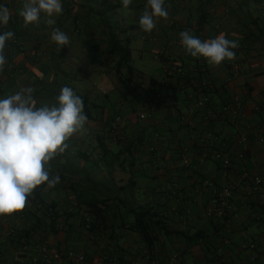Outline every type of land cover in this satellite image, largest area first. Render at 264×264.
<instances>
[{"label": "crops", "instance_id": "0c3cea01", "mask_svg": "<svg viewBox=\"0 0 264 264\" xmlns=\"http://www.w3.org/2000/svg\"><path fill=\"white\" fill-rule=\"evenodd\" d=\"M22 3L0 0L10 14L0 34L15 33L4 49L7 63L0 71V96L30 86L40 106L55 103L60 90L68 86L82 97L88 120L47 166L50 178L60 177L58 184L46 186L42 193L61 216L55 227L32 204L31 196L23 210L0 216V264H44L39 260L43 247L62 256L83 254L81 264L165 263L175 254L180 256L176 264H217L216 258L225 259L226 264H261L264 208L247 193V187L256 176L264 183V0H165L169 16L157 18L151 33L139 26L147 0H132L128 11L121 0H62L63 12L53 17L55 24L48 25L42 14L39 24L28 27L19 15ZM54 28L69 37V45L60 48L51 40ZM184 30L202 41L220 34L236 40V58L213 66L203 57H192L180 43L179 33ZM112 35L118 40L130 38L131 56L136 42L140 59L143 52H152L161 64L163 75L154 93L146 95L148 83L143 74L135 89H125L134 98L137 90L143 93L140 110L124 96L110 101L116 83H122L108 71L111 63L105 61ZM170 68L180 70L181 76L167 75ZM91 72L95 77H90ZM165 77L167 82L161 86ZM180 77L183 84L177 83ZM187 78L191 83H185ZM205 80L211 82L208 93L201 90ZM202 97L207 98V106L188 116L189 106ZM228 104L238 108L236 120L221 114ZM151 105L156 107L154 112L149 111ZM212 111L217 117L205 121ZM115 115L121 119L119 144L109 143L105 135V121ZM91 138L98 146L87 147ZM139 142H146L155 154L149 155L146 145L139 147ZM102 144L125 151L124 162L114 160L104 171L105 157H93ZM218 151L228 154L229 168L214 160ZM240 151H244V161L237 159ZM182 155L190 162L187 170L181 166ZM137 175L145 181L139 184ZM204 179L232 188L234 214L224 225L217 224L224 217L212 211L210 193L199 190ZM103 200L108 201L103 204ZM141 205L159 208L165 220L167 233L151 258L140 236L129 229L133 218L127 217V210ZM93 219L99 230L89 233L82 224ZM29 229L32 232L25 234ZM197 231L203 233L202 239L186 245V237ZM252 242L258 256L255 263L248 260L251 252L242 248ZM54 264L76 263L62 257Z\"/></svg>", "mask_w": 264, "mask_h": 264}, {"label": "clouds", "instance_id": "9594fccd", "mask_svg": "<svg viewBox=\"0 0 264 264\" xmlns=\"http://www.w3.org/2000/svg\"><path fill=\"white\" fill-rule=\"evenodd\" d=\"M121 4L128 11L132 0H121ZM62 12V0H23L19 15L28 27L39 24L42 14L45 22L53 25V17ZM168 16L165 0H147L139 18L140 29L151 33L157 26V18L166 20ZM9 20V9L0 4V27H6ZM14 35L13 30L0 34V71L7 63L6 41ZM179 36L188 54L203 57L210 65L218 66L236 58L233 50L239 47L238 42L225 38L224 34L205 41L192 35L190 30L181 31ZM51 40L60 48L70 43L59 28L52 30ZM33 92L29 86L0 96V216L23 210L39 186L47 184L51 188L60 182L59 175L50 179L47 166L58 153L65 151V142L88 120L84 101L72 88L64 86L55 103L45 102L40 106Z\"/></svg>", "mask_w": 264, "mask_h": 264}, {"label": "trees", "instance_id": "16d2710c", "mask_svg": "<svg viewBox=\"0 0 264 264\" xmlns=\"http://www.w3.org/2000/svg\"><path fill=\"white\" fill-rule=\"evenodd\" d=\"M110 47L109 50L106 52L105 56L106 62L111 63L108 65V71H110L113 76H115L117 79L122 81L124 85H127L129 87H132L135 89V85L141 80V75L140 73L131 65V48H130V38H123L122 40H118L117 36L112 35L110 39ZM182 77L177 79V83L183 84L182 82ZM191 83V79L185 80V83ZM148 87L146 88V95L150 93H154V89L158 86V81L154 78H150L148 81ZM161 85V84H160ZM187 85V84H186ZM189 85V84H188ZM209 88H205L202 90L203 93H208ZM112 118L108 119L105 121V126H106V140L109 141V143H116L119 144L122 142L123 136L121 133V136H116L113 137L109 131H108V126L110 123V120ZM99 140L104 138L102 136H98ZM139 142L138 146L146 145V142ZM112 148H115L111 146ZM146 150L149 155L155 154V150L150 152L147 145L145 146ZM116 149V148H115ZM215 149V148H214ZM100 150L103 154V157L110 154L111 151L109 148H107V145L102 144L100 147ZM133 150L129 149L127 150L128 155H131ZM113 153V152H112ZM125 151L120 150L118 152V155H123ZM85 155V154H83ZM141 155V154H138ZM86 157L88 156L87 154L85 155ZM113 162L109 163V167H112ZM51 179V178H50ZM47 184L39 186L37 189H35L31 195V201L32 204L35 205L36 207L39 206V208L43 211V213L48 217L47 220L50 222L52 227H55V223L59 219V213L56 211L55 204L54 203H47L44 201L42 197V193L45 189ZM251 197L253 195H250ZM253 199H256L255 196H253ZM108 200H103L101 203L105 204L107 203ZM98 202H95L93 204L96 205ZM231 203V202H230ZM258 205L264 208L258 201ZM66 215V214H64ZM75 214H68V216H75ZM94 215L97 216V212H94ZM132 216L133 222L130 224L129 229L136 234H138L141 238V242L144 244L147 253L149 254V257H153V250L158 246V244L161 242L160 238L163 235H166V226H165V220L164 217L160 211L159 208L153 206V205H141L135 208H131L127 210V217ZM65 218V216H63ZM223 218V217H222ZM66 219H64V222H66ZM228 220L227 216H224L223 219L218 220L217 224L224 225V223ZM84 223L81 222V224ZM82 226L85 228V230L89 233H93L97 230H99V225L97 224L96 220H90L82 224ZM218 230V229H217ZM54 231V230H53ZM29 232H32V229H29L25 232V234H29ZM26 236V235H25ZM24 237V236H23ZM203 233L200 231L195 232L192 236L186 237V245H191V243H195L196 241H199L197 239H202ZM21 238V237H20ZM19 238V239H20ZM191 239V240H190ZM209 242V241H208ZM210 243H208L209 245ZM207 245V248L209 246ZM213 245V244H211ZM216 245H213L215 247ZM210 249V248H209ZM218 262L219 259L216 258L215 262ZM123 263V262H121ZM221 264H226V261L221 263Z\"/></svg>", "mask_w": 264, "mask_h": 264}, {"label": "built area", "instance_id": "2783aa9c", "mask_svg": "<svg viewBox=\"0 0 264 264\" xmlns=\"http://www.w3.org/2000/svg\"><path fill=\"white\" fill-rule=\"evenodd\" d=\"M178 74L181 76V71L177 70L175 68L173 69H167L166 74L170 75L173 74ZM202 74H206L205 70L201 71ZM167 78L165 77L160 81L161 86H164L167 82ZM211 87V82L210 81H203L201 84V90L205 88H210ZM208 104V100L206 97H202L201 99H198L195 104L189 106L187 115L192 116L195 114L197 109H202L205 108ZM156 110L155 105H151L149 108L150 112H154ZM221 114L222 115H229L233 120H236L238 117V108L235 105L228 104L226 106H223L221 109ZM217 113L211 112L208 115L204 117L205 121H209L212 118H216ZM120 122L121 119L118 115H115L112 117L110 120L109 126H108V131L109 133L113 136H121V130H120ZM241 142H244L245 139L244 137L240 138ZM153 148H149V151L151 152ZM237 159L240 161L245 160V155L244 151H240L237 155ZM214 160L218 162L223 168H229L231 165L230 158L227 153H224L222 151H218L214 153ZM181 166L184 169H188L190 167V162L189 160L182 155L181 156ZM199 190L200 191H208L211 195V202H212V211L217 214L219 218H222L224 216L231 217L234 214V209L230 203L231 200V190L232 188L227 185H218L214 181L210 179H204L200 182L199 184ZM247 193L249 195H253L256 197L257 201L264 206V183L261 177L256 176L253 178L252 182L248 185L247 187ZM244 250H248L251 252V254L248 257L249 262L255 263L258 261V256L255 253L256 250V244L255 243H248L242 246ZM64 257L65 259L69 261H74L76 264H81L85 262V257L83 254H74L72 252H67L64 254V256L60 255L59 253H51L47 247L41 248L39 252V260L43 262L44 264H54L57 263L61 260V258ZM179 254L172 255L167 262H160L157 260H152L150 264H176L179 261ZM225 262V259H219L217 264H221ZM96 263L97 262H92ZM261 264H264V260L261 261Z\"/></svg>", "mask_w": 264, "mask_h": 264}, {"label": "rangeland", "instance_id": "374dc122", "mask_svg": "<svg viewBox=\"0 0 264 264\" xmlns=\"http://www.w3.org/2000/svg\"><path fill=\"white\" fill-rule=\"evenodd\" d=\"M132 49H134L132 51V56H131V65L140 73L143 74L146 78L145 82L148 83V80L150 78H154L156 80H160V78L162 77L161 75H163L162 69H161V64L159 63V61L155 58L157 57L155 54H153L152 52H143V59L139 58V53L135 50L136 48V42H134L132 44ZM90 77H95V74L93 72H91V76ZM142 80H139V82H141ZM127 85H124L122 83H116V91L112 92L111 94H109L110 97V101L113 103L116 99H119L121 96H124V98H126L127 100H131L132 104L134 105V108L140 110L141 109V105L144 102V97H143V93L140 90H137L136 96L135 98L132 97L131 94H128L125 89L127 88ZM139 89V88H137ZM95 115H97V112H94ZM145 119V114L143 115V117L140 119V123L143 125L142 121H144ZM107 144V142H106ZM91 146H87V147H96L98 146V142L95 138H91V142H90ZM111 153L104 156L105 160L101 162V167L102 169H104V171L109 169V163H111L114 160H117L119 163L124 162V157L126 155H118V150L115 148H109ZM96 150H99L98 153H93V157L96 158L97 157H103V154L100 150V148H96ZM113 152V153H112ZM90 153L92 154V152L90 151ZM141 174V173H140ZM137 179L136 181L140 184L141 181H145V178L142 177L141 175H137L136 176Z\"/></svg>", "mask_w": 264, "mask_h": 264}]
</instances>
